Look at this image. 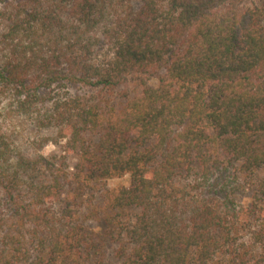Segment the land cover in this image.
I'll use <instances>...</instances> for the list:
<instances>
[{"label": "trees", "instance_id": "trees-1", "mask_svg": "<svg viewBox=\"0 0 264 264\" xmlns=\"http://www.w3.org/2000/svg\"><path fill=\"white\" fill-rule=\"evenodd\" d=\"M111 262L264 264V0H0V264Z\"/></svg>", "mask_w": 264, "mask_h": 264}, {"label": "rangeland", "instance_id": "rangeland-1", "mask_svg": "<svg viewBox=\"0 0 264 264\" xmlns=\"http://www.w3.org/2000/svg\"><path fill=\"white\" fill-rule=\"evenodd\" d=\"M129 86L130 85L125 86L124 89H127ZM55 90H57L61 96H65L67 94H69V95H83V94L87 93L86 92L87 90L85 88L79 87V86L66 87V88H56ZM128 90L130 91L131 96L135 94L133 87L130 86V88H128ZM119 96H121V95H119ZM34 131H35L34 127L32 125H28L25 127L23 133L25 134L27 139L33 141L34 138L36 137V135L34 134ZM49 134H51V131L44 133V135H49ZM24 143H26V141H24ZM55 150H56V145L53 142H48V144H46L45 147H42L39 151L47 154V153H51ZM128 184H129V179L127 177L117 178V179L111 180L109 182V185L112 188H117L121 185H128ZM249 201H250V193H248L247 191H245L244 194L242 192V193H239L237 195L238 204L247 205ZM110 264H113V263L111 262Z\"/></svg>", "mask_w": 264, "mask_h": 264}]
</instances>
